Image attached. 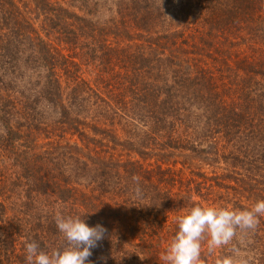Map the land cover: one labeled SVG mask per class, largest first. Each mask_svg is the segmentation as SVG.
<instances>
[{"label":"trees","instance_id":"16d2710c","mask_svg":"<svg viewBox=\"0 0 264 264\" xmlns=\"http://www.w3.org/2000/svg\"><path fill=\"white\" fill-rule=\"evenodd\" d=\"M94 63L97 85L81 70ZM170 151L191 160L156 154ZM194 157L229 160L224 184ZM221 185L244 203L231 210L264 200V0H0V264H25L26 240L62 248L57 213L108 230L92 264H162L175 218ZM225 257L264 264V216L202 245L201 264Z\"/></svg>","mask_w":264,"mask_h":264},{"label":"clouds","instance_id":"9594fccd","mask_svg":"<svg viewBox=\"0 0 264 264\" xmlns=\"http://www.w3.org/2000/svg\"><path fill=\"white\" fill-rule=\"evenodd\" d=\"M134 198H141L139 178L134 177ZM264 216V200H258L250 210H231L223 207L193 206L187 213L175 218L177 230L159 259L162 264H201L202 245L207 250L229 245L241 231L254 230L259 217ZM55 225L63 237L64 246L50 252L41 250L35 241L24 242L25 264H92V250L108 237V230L97 224L90 227L82 216H64L57 213ZM217 264H246L245 261L225 257Z\"/></svg>","mask_w":264,"mask_h":264},{"label":"rangeland","instance_id":"374dc122","mask_svg":"<svg viewBox=\"0 0 264 264\" xmlns=\"http://www.w3.org/2000/svg\"><path fill=\"white\" fill-rule=\"evenodd\" d=\"M105 18V17H103ZM213 67V64H211V68ZM221 70H217L216 71V76L219 77L220 79H222V82L218 81V84L221 86L223 83L229 87V84L233 82V78L232 76L228 75V79L226 81L223 80V76H226L228 73H224V68H220ZM82 70V77L84 79H86L87 81H89V83L91 85H97V72L100 70H103L102 67H99V64L94 63V64H89L87 66H82L81 68ZM87 111V110H86ZM88 116L90 121H103L104 122V117L98 116V114L95 112H89L87 111ZM96 121V122H97ZM121 129V128H119ZM124 127H122L121 130V134L119 135V137L117 139L120 140V142L122 141V139H131L132 141H135L137 139V134L139 131V127L138 129H135L134 127H128L124 132H123ZM53 134L51 135H55L56 132L54 130ZM45 135H49V134H38V147H44L43 150H45L46 148H48L47 146V142L49 140H43ZM140 135H143L140 133ZM53 138H57L56 136ZM52 139V138H50ZM58 139V138H57ZM98 139H101V137H98ZM64 140L66 141V144L69 145H74L75 143H73L74 140H76L75 138L72 137H65ZM135 147H132V149H127L125 151H121L122 153V161L124 160H128V159H137L133 156L132 152L134 150ZM118 152L120 153V148H117ZM41 151V149H40ZM54 154H56V152H53ZM156 154H160L162 156V161L163 162H190L191 160V155L188 152H179V151H170V152H165V153H156ZM47 156V155H44ZM103 162L106 165H109L112 160H108V158H105L102 156ZM202 157H194V161H193V165H195L193 167L194 172L195 173H204L207 174L208 176H214L215 174L217 175H223V177L221 179H218V182H220L221 184L223 183V180L227 178V176L230 174V170H231V165H230V161L227 160L224 163H222V161H220L221 159H209L207 158L205 160L206 163L212 165L213 167H201L200 164H204L202 161ZM133 161V160H132ZM180 166V165H178ZM219 168V169H218ZM235 171V170H234ZM182 177L186 180L189 177V172H187V170L182 174ZM82 186L81 188H83V186H88L90 184L88 177L85 179H79V181ZM223 185H221L218 189H215L214 191H211V189L208 190L207 193H209L210 191V196H209V200H207V203H203V205L205 206L210 205L211 207H223V208H227V209H231V206L236 204L237 207H241L244 205L243 202H241V199L239 196H237V194L233 193L231 191H226V189H224L222 187Z\"/></svg>","mask_w":264,"mask_h":264}]
</instances>
